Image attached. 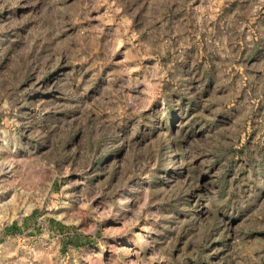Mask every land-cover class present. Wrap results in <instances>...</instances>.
Instances as JSON below:
<instances>
[{"label": "rangeland", "instance_id": "obj_1", "mask_svg": "<svg viewBox=\"0 0 264 264\" xmlns=\"http://www.w3.org/2000/svg\"><path fill=\"white\" fill-rule=\"evenodd\" d=\"M0 264H264V0H0Z\"/></svg>", "mask_w": 264, "mask_h": 264}, {"label": "crops", "instance_id": "obj_2", "mask_svg": "<svg viewBox=\"0 0 264 264\" xmlns=\"http://www.w3.org/2000/svg\"><path fill=\"white\" fill-rule=\"evenodd\" d=\"M225 7H226V5H223V7H222L221 11H224Z\"/></svg>", "mask_w": 264, "mask_h": 264}]
</instances>
